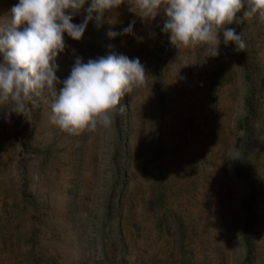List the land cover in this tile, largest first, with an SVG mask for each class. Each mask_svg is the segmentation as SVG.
Segmentation results:
<instances>
[{
	"label": "rangeland",
	"instance_id": "obj_1",
	"mask_svg": "<svg viewBox=\"0 0 264 264\" xmlns=\"http://www.w3.org/2000/svg\"><path fill=\"white\" fill-rule=\"evenodd\" d=\"M128 7L93 13L56 61L63 80L77 55L139 58L148 82L110 126L63 132L43 97L0 109V264H264V22L241 14L245 49L206 57Z\"/></svg>",
	"mask_w": 264,
	"mask_h": 264
},
{
	"label": "clouds",
	"instance_id": "obj_2",
	"mask_svg": "<svg viewBox=\"0 0 264 264\" xmlns=\"http://www.w3.org/2000/svg\"><path fill=\"white\" fill-rule=\"evenodd\" d=\"M19 0L0 15V109L24 118L37 97L50 107L49 122L70 135L108 127L114 115L124 111L121 99L134 88L147 84L139 58L110 53L84 62L77 55L70 74L57 76V57L66 49L64 35L80 41L87 24L122 4L141 22L155 21L163 15L161 33L175 48L206 45V57L220 55L221 43L243 51L242 32L227 25L238 24L239 16L258 17L264 22V0ZM80 23H73L81 16ZM120 32L109 30L115 38L134 35L133 25ZM142 41V37H136ZM75 51V50H73ZM62 87L57 88V85Z\"/></svg>",
	"mask_w": 264,
	"mask_h": 264
}]
</instances>
